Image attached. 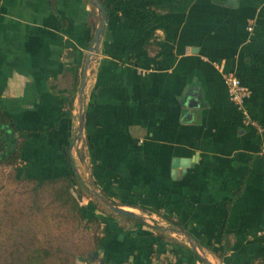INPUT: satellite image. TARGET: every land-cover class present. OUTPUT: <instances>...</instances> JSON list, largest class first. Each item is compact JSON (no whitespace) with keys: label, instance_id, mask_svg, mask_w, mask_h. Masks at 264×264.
Instances as JSON below:
<instances>
[{"label":"crops","instance_id":"1","mask_svg":"<svg viewBox=\"0 0 264 264\" xmlns=\"http://www.w3.org/2000/svg\"><path fill=\"white\" fill-rule=\"evenodd\" d=\"M100 2L92 50L91 0H0V160L23 142L0 167L43 180L74 162L100 264H264V0Z\"/></svg>","mask_w":264,"mask_h":264},{"label":"rangeland","instance_id":"2","mask_svg":"<svg viewBox=\"0 0 264 264\" xmlns=\"http://www.w3.org/2000/svg\"><path fill=\"white\" fill-rule=\"evenodd\" d=\"M19 173L18 168L0 167V264L6 249L32 238L59 247L68 257L67 264H100L99 256L92 261L91 255L101 224L79 221L68 207L52 202L57 186L36 189L35 181Z\"/></svg>","mask_w":264,"mask_h":264},{"label":"trees","instance_id":"3","mask_svg":"<svg viewBox=\"0 0 264 264\" xmlns=\"http://www.w3.org/2000/svg\"><path fill=\"white\" fill-rule=\"evenodd\" d=\"M1 116L7 121L3 114ZM15 131L18 132L17 129ZM22 143V140L20 143H17L14 151H5L4 155L1 156L2 160H0V163L5 162L16 167L22 154ZM68 155L69 159L72 160L71 155ZM72 164L73 170L68 175L43 180L38 178L33 179L37 185L35 187L38 189L45 184L57 186L53 196V203H61L62 206L68 207L69 211L74 213L75 218L79 221L87 219L89 221L99 222V218H89L84 213L81 201L85 196L89 195V192L81 176L76 171L74 162ZM25 177V179L30 178ZM36 240L37 238H32V241L29 239L27 243L15 242L10 248L5 250V261L3 264H67L68 257L62 254L63 251L59 247L55 248L50 242L49 244H44L39 242V240L36 242Z\"/></svg>","mask_w":264,"mask_h":264},{"label":"water","instance_id":"4","mask_svg":"<svg viewBox=\"0 0 264 264\" xmlns=\"http://www.w3.org/2000/svg\"><path fill=\"white\" fill-rule=\"evenodd\" d=\"M91 1L97 6V8L99 9V11L102 14V18L99 22V25L96 28L95 37H94V41H93L94 46L92 47V50H98L101 38H102L103 33H104V28H105V24H106V21L108 18V14L105 11L104 5L100 2V0H91ZM83 129H84V118L82 116L81 122H80V132H79L80 136L83 134ZM188 164H189V160H178V159H176L174 162V167H175L176 173L180 175L181 171L178 169L179 166L187 167ZM102 199L113 211H115L119 214L139 218L138 215H136L134 212L126 210L124 208H121L120 206L114 204L112 201H110L108 199H105V198H102ZM91 256H92V258H96L98 255L96 252H94ZM210 264H212V263H210Z\"/></svg>","mask_w":264,"mask_h":264},{"label":"built area","instance_id":"5","mask_svg":"<svg viewBox=\"0 0 264 264\" xmlns=\"http://www.w3.org/2000/svg\"><path fill=\"white\" fill-rule=\"evenodd\" d=\"M226 82L231 101L239 108L248 122L255 124L245 107V100L251 94L249 88L244 85L241 79L234 73H228L226 75ZM123 264H132V262L126 261Z\"/></svg>","mask_w":264,"mask_h":264}]
</instances>
